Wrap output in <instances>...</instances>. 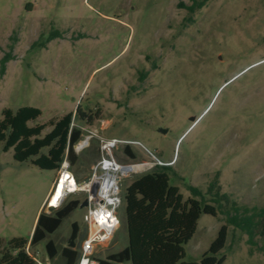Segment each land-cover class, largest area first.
I'll list each match as a JSON object with an SVG mask.
<instances>
[{
	"label": "rangeland",
	"instance_id": "obj_1",
	"mask_svg": "<svg viewBox=\"0 0 264 264\" xmlns=\"http://www.w3.org/2000/svg\"><path fill=\"white\" fill-rule=\"evenodd\" d=\"M190 3L0 0V67L8 56L0 74V120L4 108L40 109L29 125L79 108L91 121L73 124L96 135L70 165L76 178L87 177L107 156L101 139L121 140L111 150L119 164H143L121 177L119 225L96 248L95 259L127 245L126 187L167 165L183 199L191 197L188 186L204 193L216 179L230 201L220 209L204 194L217 215H200L184 260L199 262L227 224L222 264H264L261 226L256 222L250 237L247 226L229 224L224 213L234 214L231 201L239 215L264 210V0H208L192 14L185 8ZM88 134L83 130L82 139ZM1 147L0 239L28 238L56 170L40 169L30 159L18 162L12 148ZM83 197L75 193L67 200ZM83 211L76 208L29 253L40 264H65L60 251L71 223L80 225L77 243L85 235ZM48 239L53 258L45 249Z\"/></svg>",
	"mask_w": 264,
	"mask_h": 264
},
{
	"label": "trees",
	"instance_id": "obj_2",
	"mask_svg": "<svg viewBox=\"0 0 264 264\" xmlns=\"http://www.w3.org/2000/svg\"><path fill=\"white\" fill-rule=\"evenodd\" d=\"M207 2L208 0H191L185 8L192 14ZM7 58L8 56L1 60L0 74L4 72V62ZM40 114V109L32 106H21L15 110L2 109L0 120L2 151L7 152L12 148L16 161L24 162L30 159L33 165L43 170H56L65 154L70 164H74L77 160L74 145L82 138L83 131L72 123L74 119L89 123L91 117L76 108L75 112H67L45 123L28 124L35 121ZM46 128L49 130L43 132ZM124 151L131 155L128 144L125 145ZM157 167L162 169L144 173L126 187L124 222L127 245L104 258H97L98 264H222L225 257H218V254L226 243L227 224L220 226L216 237L199 262L184 260V245L194 235L201 214L217 215L215 206L204 202V194H209L210 200L220 209L223 204H230L227 195L220 193L215 179L204 193L197 187L188 186L191 197L183 199L179 188L170 183L167 172L169 167L167 165ZM81 202L79 198H74L67 200L61 208L50 213L41 211L28 238L18 237L6 241L0 239V264H37L26 249L35 247L45 240L48 234L60 226L64 218L80 206ZM231 206L234 214L229 215L228 210L224 212L227 214L229 224L238 228L247 226L251 237L250 228L257 222L264 234V210L252 208L250 215H239V209L232 201ZM254 217H259V220L254 221ZM79 232V223L73 221L67 244L60 251L65 264L77 263L79 252L76 243ZM45 249L49 258L56 254L53 241L50 239L45 242Z\"/></svg>",
	"mask_w": 264,
	"mask_h": 264
},
{
	"label": "built area",
	"instance_id": "obj_3",
	"mask_svg": "<svg viewBox=\"0 0 264 264\" xmlns=\"http://www.w3.org/2000/svg\"><path fill=\"white\" fill-rule=\"evenodd\" d=\"M79 128L88 131L89 134L74 145L75 153L86 148L90 138L96 135L95 130L90 131L81 126ZM120 141L116 138L101 139V150L106 152L107 156L97 160L92 165L90 174L81 179L76 178L72 172L70 161L65 154L43 202L44 212L50 213L61 208L70 195L83 193L86 205L83 207L82 222L86 231L76 245L79 252L76 264H98L93 253L99 245L106 243L112 237L119 225L117 209L121 202V177L133 171L134 168L131 167L135 165H121L111 155V150ZM122 168H126L125 171H122ZM28 249L26 250L29 253ZM32 257L37 264H40L34 256Z\"/></svg>",
	"mask_w": 264,
	"mask_h": 264
},
{
	"label": "crops",
	"instance_id": "obj_4",
	"mask_svg": "<svg viewBox=\"0 0 264 264\" xmlns=\"http://www.w3.org/2000/svg\"><path fill=\"white\" fill-rule=\"evenodd\" d=\"M97 161V160H96ZM95 161V162H96ZM49 191V190H48ZM48 193V192H47ZM47 195V194H46ZM42 205V204H41ZM83 208V207H82ZM41 211H43V208L40 206L39 207V209L37 210V213H36V215H35V219H34V223H33V228H34V225H35V222H36V219H37V216H38V214L41 212Z\"/></svg>",
	"mask_w": 264,
	"mask_h": 264
},
{
	"label": "bare ground",
	"instance_id": "obj_5",
	"mask_svg": "<svg viewBox=\"0 0 264 264\" xmlns=\"http://www.w3.org/2000/svg\"><path fill=\"white\" fill-rule=\"evenodd\" d=\"M142 165H143V164H136V165L132 166L131 168H134L135 170H139V169L141 168ZM125 169H126V168H125ZM125 169L122 168V171H125Z\"/></svg>",
	"mask_w": 264,
	"mask_h": 264
},
{
	"label": "water",
	"instance_id": "obj_6",
	"mask_svg": "<svg viewBox=\"0 0 264 264\" xmlns=\"http://www.w3.org/2000/svg\"><path fill=\"white\" fill-rule=\"evenodd\" d=\"M86 205V201L85 200H82L81 204H80V207H84Z\"/></svg>",
	"mask_w": 264,
	"mask_h": 264
},
{
	"label": "flooded vegetation",
	"instance_id": "obj_7",
	"mask_svg": "<svg viewBox=\"0 0 264 264\" xmlns=\"http://www.w3.org/2000/svg\"><path fill=\"white\" fill-rule=\"evenodd\" d=\"M158 131H160L162 134H164V133H165V131H164V130H162L161 128H158Z\"/></svg>",
	"mask_w": 264,
	"mask_h": 264
}]
</instances>
